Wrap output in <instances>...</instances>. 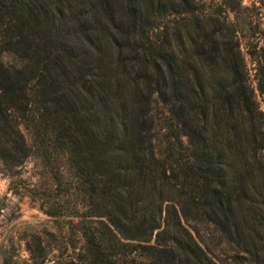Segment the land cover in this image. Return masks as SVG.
Here are the masks:
<instances>
[{"label":"trees","instance_id":"1","mask_svg":"<svg viewBox=\"0 0 264 264\" xmlns=\"http://www.w3.org/2000/svg\"><path fill=\"white\" fill-rule=\"evenodd\" d=\"M241 2L0 0V160L37 156L68 196L45 211L78 216L58 253L55 233L33 232L28 259L3 264H264ZM59 18L66 40L48 38ZM255 62L264 92V50ZM204 222L231 262L202 245Z\"/></svg>","mask_w":264,"mask_h":264},{"label":"rangeland","instance_id":"2","mask_svg":"<svg viewBox=\"0 0 264 264\" xmlns=\"http://www.w3.org/2000/svg\"><path fill=\"white\" fill-rule=\"evenodd\" d=\"M234 20L236 35L240 41L245 58L248 83L254 91L257 109L254 123L257 126L255 146L264 160V92L258 88L255 57L264 50V0H242L237 11L230 12ZM59 33L51 32L48 38L66 40L71 37L66 32L67 21L59 18ZM110 55L111 49L106 50ZM153 118L157 122L163 111V105L156 97L153 101ZM40 159L34 154L12 169L7 168L0 160V264L6 257L12 260H25L29 257L25 237L29 233L38 232L46 235L47 231L56 234L51 245L53 253H58L67 235L68 218L77 219V215L48 214L42 202L63 203L68 196L58 198L53 192L55 181L45 174ZM46 193H49L46 196ZM199 240L202 245L217 258L232 261L233 249L223 241L221 234L211 223L199 224ZM59 247V248H58ZM52 253V254H53Z\"/></svg>","mask_w":264,"mask_h":264}]
</instances>
